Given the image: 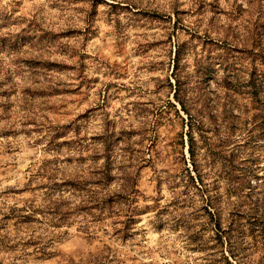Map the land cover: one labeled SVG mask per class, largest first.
I'll return each mask as SVG.
<instances>
[{
    "label": "rangeland",
    "instance_id": "obj_1",
    "mask_svg": "<svg viewBox=\"0 0 264 264\" xmlns=\"http://www.w3.org/2000/svg\"><path fill=\"white\" fill-rule=\"evenodd\" d=\"M0 264H264V0H0Z\"/></svg>",
    "mask_w": 264,
    "mask_h": 264
},
{
    "label": "trees",
    "instance_id": "obj_2",
    "mask_svg": "<svg viewBox=\"0 0 264 264\" xmlns=\"http://www.w3.org/2000/svg\"><path fill=\"white\" fill-rule=\"evenodd\" d=\"M178 56H179V54L176 55V59L174 61L173 77L175 79V89L173 92V97H174L176 104L178 106H180V110L183 113H185L190 119H192L191 122L187 123V127H188L187 135L190 137V140L192 141L191 130L193 129L194 118H193V115L190 113V109L188 108L187 103H186V98L189 96V91L186 89L187 81L183 82L181 80V77H180V67H179L180 64H179ZM177 105H174L173 103L169 102V106L167 108L173 107L175 109L177 115L180 117V119H182L184 121L183 117H181L179 115L180 110L179 111L177 110V108H176ZM164 114H167V112H165L164 110H161V113L159 114V116H160L159 118L164 116ZM189 150H190L191 157L194 158L195 153H194V150L192 149L191 146H190Z\"/></svg>",
    "mask_w": 264,
    "mask_h": 264
}]
</instances>
